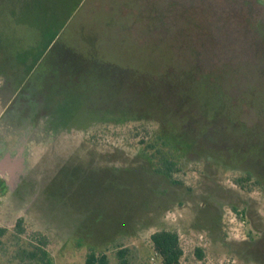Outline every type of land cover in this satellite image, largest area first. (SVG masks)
<instances>
[{
    "label": "rangeland",
    "instance_id": "rangeland-1",
    "mask_svg": "<svg viewBox=\"0 0 264 264\" xmlns=\"http://www.w3.org/2000/svg\"><path fill=\"white\" fill-rule=\"evenodd\" d=\"M1 185L0 264H264V0H0Z\"/></svg>",
    "mask_w": 264,
    "mask_h": 264
},
{
    "label": "trees",
    "instance_id": "trees-1",
    "mask_svg": "<svg viewBox=\"0 0 264 264\" xmlns=\"http://www.w3.org/2000/svg\"><path fill=\"white\" fill-rule=\"evenodd\" d=\"M158 171L167 177H171L172 167L168 163H163ZM1 189H5L3 185ZM21 220L17 221V227L20 226ZM33 239L38 242V245H33L31 251L23 252L27 259L35 260L37 264H52V260L48 252L44 249L46 239L41 233H34ZM150 241L153 250L161 259L162 264H179L182 257V250L179 245L178 234L174 231L158 230L150 236ZM129 250L121 248L116 252L117 264H130L128 258ZM200 257V254L198 255ZM85 264H108V259L105 254L97 255L90 250L87 254Z\"/></svg>",
    "mask_w": 264,
    "mask_h": 264
}]
</instances>
